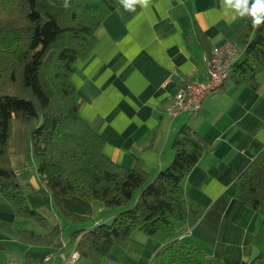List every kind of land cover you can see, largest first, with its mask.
<instances>
[{
  "label": "crops",
  "instance_id": "obj_1",
  "mask_svg": "<svg viewBox=\"0 0 264 264\" xmlns=\"http://www.w3.org/2000/svg\"><path fill=\"white\" fill-rule=\"evenodd\" d=\"M113 1L116 8L102 22L96 46L86 60L74 65L71 83L78 93L79 116L103 138L107 158L128 168L138 161L150 179L173 158L175 132L183 124L191 125L210 148L186 177L184 188L206 210L182 239L223 264L249 260L263 212L251 210L233 194L239 174L264 148V71L257 90L227 83L218 94L206 97L194 116L170 117L165 112L181 80L205 79L207 57L214 47L226 42L237 47L245 16L232 21L225 14L224 0H150L147 8L137 4L134 11ZM238 52L242 54L239 48ZM11 130L7 152L27 203L50 227L68 229L62 240L65 246L71 247L70 233L111 222L118 209L77 197L62 201L75 222L57 214L35 173L29 128L12 120ZM0 222L17 230L44 232L32 228V221L16 218L1 198ZM134 239L143 247L138 256L113 247L99 263L78 259L74 264H147L160 245L141 233ZM55 253L0 232V264H60L55 257L46 260Z\"/></svg>",
  "mask_w": 264,
  "mask_h": 264
},
{
  "label": "trees",
  "instance_id": "obj_2",
  "mask_svg": "<svg viewBox=\"0 0 264 264\" xmlns=\"http://www.w3.org/2000/svg\"><path fill=\"white\" fill-rule=\"evenodd\" d=\"M115 8L113 0H68V7L64 0H0V198L16 218L44 230H17L0 222V232L55 252L63 245V227H50L29 207L11 166L7 146L15 119L29 128L35 173L57 214L75 222L62 207L72 197L119 210L108 224L69 234L78 259L99 263L113 247L138 256L143 247L134 235L141 233L160 245L147 264H223L182 239L206 210L184 188L186 177L210 148L194 128L183 124L175 132L172 161L150 179L138 161L128 168L107 158L103 138L79 116L71 83L74 65L87 59L102 22ZM245 19L236 42L243 58L233 64L224 84L257 90L264 71V24L253 28L251 17ZM197 38L205 47L204 38ZM233 196L263 212L254 254L241 264H264V148L237 177Z\"/></svg>",
  "mask_w": 264,
  "mask_h": 264
},
{
  "label": "built area",
  "instance_id": "obj_3",
  "mask_svg": "<svg viewBox=\"0 0 264 264\" xmlns=\"http://www.w3.org/2000/svg\"><path fill=\"white\" fill-rule=\"evenodd\" d=\"M236 45L223 43L212 49L210 57L207 58V72L203 81H182L177 87L171 104L166 107L165 112L170 117L180 113L194 116L201 108L203 100L208 96L216 95L228 79L233 64L237 61ZM57 258L60 264H74L78 260V254L74 247L62 245L55 255L46 257Z\"/></svg>",
  "mask_w": 264,
  "mask_h": 264
},
{
  "label": "clouds",
  "instance_id": "obj_4",
  "mask_svg": "<svg viewBox=\"0 0 264 264\" xmlns=\"http://www.w3.org/2000/svg\"><path fill=\"white\" fill-rule=\"evenodd\" d=\"M120 4L127 11H134L135 5L147 8L150 0H119ZM227 5L226 15H231L234 21L238 17L250 16L253 28L264 24V0H224ZM250 5V6H249ZM64 6L68 7V0H64Z\"/></svg>",
  "mask_w": 264,
  "mask_h": 264
},
{
  "label": "rangeland",
  "instance_id": "obj_5",
  "mask_svg": "<svg viewBox=\"0 0 264 264\" xmlns=\"http://www.w3.org/2000/svg\"><path fill=\"white\" fill-rule=\"evenodd\" d=\"M237 56H238L237 58L240 59V60L243 58L242 54H240L239 52L237 53ZM76 94H77V98H78V93H76ZM13 120H15V119H13ZM11 132H12V130H11ZM28 146H29V143H28ZM29 152H30V150H29ZM171 161H172V159H171ZM171 161H170V162H171ZM169 164H170V163H169ZM11 166H12V165H11ZM167 166H168V165H167ZM165 168H166V167H165ZM28 222H29V221H28ZM32 223H33V222L29 223V225H32V226H31L32 228H34V227H38V226H36L34 223H33V224H32ZM63 230H64V229H63ZM66 230H67V231H66ZM66 230L63 231V233H64L63 236H66V235L69 233L67 228H66ZM184 241H188V240L185 239Z\"/></svg>",
  "mask_w": 264,
  "mask_h": 264
}]
</instances>
